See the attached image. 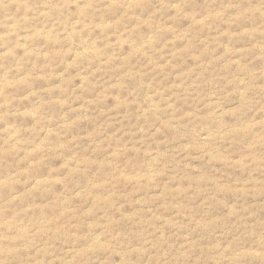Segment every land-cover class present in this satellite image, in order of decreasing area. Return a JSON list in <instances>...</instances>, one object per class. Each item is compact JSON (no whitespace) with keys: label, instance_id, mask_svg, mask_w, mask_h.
<instances>
[{"label":"rangeland","instance_id":"obj_1","mask_svg":"<svg viewBox=\"0 0 264 264\" xmlns=\"http://www.w3.org/2000/svg\"><path fill=\"white\" fill-rule=\"evenodd\" d=\"M0 264H264V0H0Z\"/></svg>","mask_w":264,"mask_h":264}]
</instances>
